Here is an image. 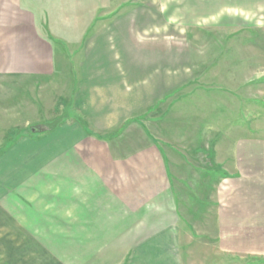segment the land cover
Instances as JSON below:
<instances>
[{
    "label": "crops",
    "instance_id": "1",
    "mask_svg": "<svg viewBox=\"0 0 264 264\" xmlns=\"http://www.w3.org/2000/svg\"><path fill=\"white\" fill-rule=\"evenodd\" d=\"M112 2L0 0V149L7 148L0 150V257L25 264L18 247L34 246L35 262L53 256L62 264V231H71L72 241L80 231H102L103 241L120 231V242L129 240L125 264H264V29L263 42L231 46L216 78V107L245 117L218 129L230 131L228 139L184 150L159 139L146 151L138 145L141 163L154 171L128 175L129 188L116 193L107 176L115 161L111 139L94 133L122 125L130 113L126 104L121 111L119 103H105L120 99L118 79L94 75V60L79 79L74 47L67 48L74 37L111 34ZM36 126L43 129L31 133ZM120 163L133 171L127 159ZM144 179L151 182L144 186ZM182 231L206 239L207 251L183 250ZM84 243L81 258L97 261L95 241Z\"/></svg>",
    "mask_w": 264,
    "mask_h": 264
},
{
    "label": "rangeland",
    "instance_id": "2",
    "mask_svg": "<svg viewBox=\"0 0 264 264\" xmlns=\"http://www.w3.org/2000/svg\"><path fill=\"white\" fill-rule=\"evenodd\" d=\"M112 1L111 34L74 37L75 44H68L67 48L73 50L74 47L70 55L76 64L75 73L79 79L88 76L87 66L92 63L90 60H94V75L109 73V77L118 79L122 90L120 99L106 100L105 103L117 102L121 111L126 104L130 120L133 117L140 119L139 122L128 119L122 125L116 124L110 131L95 130L94 133L111 139L110 154L115 161L107 176L110 188L117 193L120 189L129 188L128 175L140 179L142 176L149 177V172L154 171L153 164L149 163L146 167L141 163L143 160L140 159L138 145L146 151L152 148L151 139H159L174 142L181 150L199 142L210 147L228 139L230 131L218 129L230 130L232 125L245 119L233 114L230 107H216L222 100L216 99L213 88L217 85L216 78H222L224 62H229L231 46L263 42L264 9L263 0H130L132 3L125 4ZM218 66L219 69H216ZM112 86L115 87V84ZM139 91H142L141 96ZM130 95L136 98L131 100ZM229 99L227 96L226 100ZM68 111H72L71 104L64 113ZM258 118L262 120V117ZM38 128L43 129L36 126L31 133ZM115 131L119 134L113 137ZM96 150L100 151L99 148ZM120 159H127L133 171L128 170L129 163H120ZM163 161L166 159L163 158ZM150 182L144 179L142 183L145 186ZM191 215L196 218L195 213ZM117 221L112 217L111 222ZM98 232L102 231H80V238L72 241L71 231H62L64 245L59 249L63 252L62 264H125L120 259L129 247V240L120 242V231H110L109 240L103 241L97 237ZM182 233L183 250L190 249L191 253L207 251L206 239L188 238L186 231ZM89 240L92 243L95 241V246L99 248L98 258H92L97 261L81 258V255L86 256L84 242ZM18 249L24 251L22 257L29 259L25 264H59L52 260L53 256L46 257L44 262H35L40 254L38 247L23 246ZM48 249L55 252V247ZM72 255H76L74 259ZM14 257L18 260L19 256ZM0 259V264H8L5 258ZM14 264H21V260Z\"/></svg>",
    "mask_w": 264,
    "mask_h": 264
},
{
    "label": "trees",
    "instance_id": "3",
    "mask_svg": "<svg viewBox=\"0 0 264 264\" xmlns=\"http://www.w3.org/2000/svg\"><path fill=\"white\" fill-rule=\"evenodd\" d=\"M59 123H60V121L51 123L50 124V128L53 127V126H55L56 124H59Z\"/></svg>",
    "mask_w": 264,
    "mask_h": 264
}]
</instances>
